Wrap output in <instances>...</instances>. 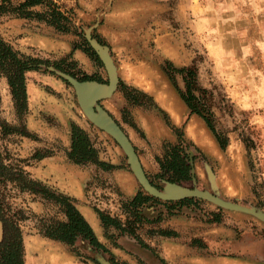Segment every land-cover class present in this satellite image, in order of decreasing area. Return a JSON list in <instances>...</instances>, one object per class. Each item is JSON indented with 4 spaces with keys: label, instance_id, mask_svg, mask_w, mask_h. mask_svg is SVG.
I'll return each instance as SVG.
<instances>
[{
    "label": "rangeland",
    "instance_id": "obj_1",
    "mask_svg": "<svg viewBox=\"0 0 264 264\" xmlns=\"http://www.w3.org/2000/svg\"><path fill=\"white\" fill-rule=\"evenodd\" d=\"M53 1L71 20L70 31L78 29L81 37L89 33L104 42L118 84L146 93L157 105L158 109L144 101L143 107L129 106L117 90L99 102L128 138L149 182L158 189L165 185L158 179L157 159L167 145L177 143L174 126L183 134L182 146L193 159L198 190L264 213V0ZM0 37L16 51L47 61L49 68L60 71L54 64L70 68L76 77L60 72L76 80L89 77L108 82L99 58L94 62L81 50H72L81 43L72 33H59L36 20L2 15ZM165 62L197 68L200 86L213 94L210 104L215 126L227 138L224 150L202 119L190 115L160 70ZM25 78L29 137L0 134V159L72 199L115 262L264 264V223L205 200L192 198V202L169 205L160 200L149 202L134 226L135 235L147 249L128 234L104 230L96 211L127 226L133 220L123 204L145 192L121 148L87 120L65 80L43 68L27 72ZM176 82L183 89L180 77ZM171 103L176 107L172 109ZM0 119L16 124L4 79L0 80ZM72 123L88 134L100 162L114 169L79 166L67 159ZM0 203L3 214L21 230L24 264H98L95 254L109 261L106 253L95 251L86 242L70 247L43 237L41 222L61 221L62 214L57 206L22 192L15 183L0 184ZM161 231L174 235L164 237Z\"/></svg>",
    "mask_w": 264,
    "mask_h": 264
},
{
    "label": "trees",
    "instance_id": "obj_2",
    "mask_svg": "<svg viewBox=\"0 0 264 264\" xmlns=\"http://www.w3.org/2000/svg\"><path fill=\"white\" fill-rule=\"evenodd\" d=\"M36 8H40L41 11H36ZM2 15L18 19L36 20L53 27L59 33H72L81 39V43L73 45L72 50H81L89 59L99 62L96 53L90 48L87 41L81 37V32L78 33V29H74L73 32L70 31L71 20L61 12L53 0H19L16 3L11 0H0V16ZM95 39L100 45H104L100 38L95 37ZM49 66L47 61L32 58L16 51L0 37V80H6L16 118L15 125H10L0 119V134L2 136L18 135L29 137L25 123L27 114L25 75L27 72L39 71L42 68L47 69ZM52 67L76 77V74L68 67L62 68L58 64H54ZM160 70L174 87L178 96L189 110L190 115H196L202 119L219 148L224 150L227 146V138L220 134L215 126V116L210 104L213 94L200 86L197 68L194 65L178 68L170 62H165L160 67ZM176 77L181 78L183 89L177 86ZM80 81L93 80L89 77H83ZM117 91L122 93L124 100L129 106L143 107L145 101L158 109L152 97L142 91L120 83ZM171 129L176 133L178 141L175 145H167L162 158L157 159L160 169L158 179L169 183H190L195 179L193 159L186 154L182 146L184 143L183 134L174 126ZM69 138L70 147L66 152V157L71 163L79 166L94 165L106 171L114 169V166L100 162L99 152L94 147L88 134L76 124L72 123L70 125ZM191 145L189 144V146ZM6 182L15 183L22 192L39 196L41 199L58 207L63 220H43L39 229L43 237L70 247H74L78 241L86 242L95 251L106 253L111 263L118 264L115 262L113 255L98 241L93 228L77 210L72 199L28 178L22 169L5 165L0 159V184ZM192 201L194 199H184L176 202V204ZM149 202L161 203L143 192H138L132 199L123 204L124 212L133 220L131 223L127 222V226H123L120 222L102 212L96 211V213L104 230L113 228L121 234H128L141 247L147 249V246L135 235L134 226L135 223L143 218L141 211ZM169 204L174 203H164V205ZM0 228V264H24V246L21 230L16 222L3 214L1 203ZM160 233L164 237L174 235L166 231H161ZM114 246L118 247L116 244Z\"/></svg>",
    "mask_w": 264,
    "mask_h": 264
},
{
    "label": "water",
    "instance_id": "obj_3",
    "mask_svg": "<svg viewBox=\"0 0 264 264\" xmlns=\"http://www.w3.org/2000/svg\"><path fill=\"white\" fill-rule=\"evenodd\" d=\"M83 37L103 63L108 75L107 84L98 83L96 81H79L52 68L48 67L47 70L55 73L72 87L78 106L87 120L97 129L110 136L118 144L125 154L130 170L142 190L148 196L164 202H175L192 198L205 200L225 210L248 214L264 223V213L261 211L245 208L225 201L220 197L209 193L208 191L198 190L194 186V179L192 180L193 185L190 187L165 181V185L162 189L154 187L149 182L141 168L138 157L136 156L128 138L117 125V123L111 118V116L99 107V102L108 99L117 90L118 86L116 69L107 53V48L100 45L89 35V33L83 34ZM93 258L98 264H112L110 261L104 259L100 254H95Z\"/></svg>",
    "mask_w": 264,
    "mask_h": 264
},
{
    "label": "crops",
    "instance_id": "obj_4",
    "mask_svg": "<svg viewBox=\"0 0 264 264\" xmlns=\"http://www.w3.org/2000/svg\"><path fill=\"white\" fill-rule=\"evenodd\" d=\"M142 210H143V209H142ZM94 217H95V216H94ZM95 219H96L95 222L97 221L95 224H97V223H98V220H97L96 217H95ZM96 226H97V225H96ZM98 227H99V223H98ZM99 233H100V227H99ZM99 233H98V234H99ZM96 234H97V233H96ZM127 238H128V236H127ZM167 239H169V238H167ZM120 250H121V248H120Z\"/></svg>",
    "mask_w": 264,
    "mask_h": 264
},
{
    "label": "bare ground",
    "instance_id": "obj_5",
    "mask_svg": "<svg viewBox=\"0 0 264 264\" xmlns=\"http://www.w3.org/2000/svg\"><path fill=\"white\" fill-rule=\"evenodd\" d=\"M117 73V72H116ZM161 91V90H160ZM174 106H175V104L173 103H171V108L173 109L174 108ZM176 107V106H175ZM196 128V127H195ZM191 130L193 131L194 130V128H191Z\"/></svg>",
    "mask_w": 264,
    "mask_h": 264
},
{
    "label": "flooded vegetation",
    "instance_id": "obj_6",
    "mask_svg": "<svg viewBox=\"0 0 264 264\" xmlns=\"http://www.w3.org/2000/svg\"><path fill=\"white\" fill-rule=\"evenodd\" d=\"M88 222V221H87ZM95 232V231H94ZM110 261V260H109ZM113 264V263H112Z\"/></svg>",
    "mask_w": 264,
    "mask_h": 264
}]
</instances>
